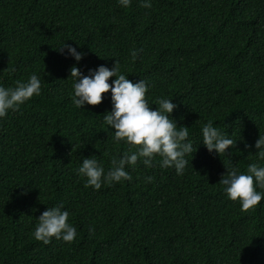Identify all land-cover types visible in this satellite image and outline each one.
<instances>
[{
  "label": "trees",
  "instance_id": "16d2710c",
  "mask_svg": "<svg viewBox=\"0 0 264 264\" xmlns=\"http://www.w3.org/2000/svg\"><path fill=\"white\" fill-rule=\"evenodd\" d=\"M151 3L0 0V85L32 73L42 85L0 118V264H264V199L244 211L218 183L227 168L264 165L254 147L264 135V0ZM65 42L84 53L79 62L59 51ZM115 59L128 79L151 83L150 105L168 98L178 106L172 117L194 146L182 175L158 156L151 168H127L131 181L98 190L77 174L83 157L107 171L138 147L113 141L103 119L110 92L98 105L72 103L71 67L87 75ZM209 120L237 140L226 154L201 143ZM54 205L70 213L72 242L33 236Z\"/></svg>",
  "mask_w": 264,
  "mask_h": 264
},
{
  "label": "clouds",
  "instance_id": "9594fccd",
  "mask_svg": "<svg viewBox=\"0 0 264 264\" xmlns=\"http://www.w3.org/2000/svg\"><path fill=\"white\" fill-rule=\"evenodd\" d=\"M121 7L127 8L131 0H117ZM143 8H151V0H140ZM78 45V44H77ZM79 46V45H78ZM73 57L79 62L84 53L77 51L76 47L65 44L59 49L64 54ZM132 58H137V51L131 52ZM115 58V57H114ZM120 62L115 59L111 68L100 65L89 69L84 75L76 66L71 67L70 76L74 77L72 103L75 107L84 109L87 105H98L102 102L105 93H111V111L103 116L104 123L113 131V141L138 146L135 151H125L118 157L111 159V167L105 170L102 161L95 158L83 157L82 163L76 169L78 175L85 178V186L98 190L104 183H119L124 180L131 181L132 176L126 170L134 168L141 161L147 168L153 167V161L158 156L161 158V168H174L177 175H182L189 161L188 154L193 156V143L189 137V127L177 125L172 117L173 110L178 106L173 99L157 98L149 104L146 93L151 83L144 79L135 82L128 79L121 72ZM115 77L109 83V78ZM41 79L32 73L26 81H17L14 87L0 85V118L5 117L9 111H17L20 106L32 97L41 93ZM155 105L156 107H151ZM201 143L209 152L215 150L217 154H226L230 147L234 148L237 140H233L229 133L221 131L209 120L201 127ZM249 146L245 144V148ZM255 155L259 160H264V135H259L256 140ZM153 177L146 180L151 182ZM229 199L239 201L241 209L247 211L254 208L264 199V165L250 163L247 171H239L235 166L227 168L218 182ZM70 213L63 205L47 207L39 217L33 231L36 240L45 245L54 237L64 242H72L77 235L76 227L69 222Z\"/></svg>",
  "mask_w": 264,
  "mask_h": 264
}]
</instances>
